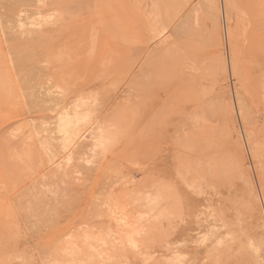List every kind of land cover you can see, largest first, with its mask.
<instances>
[{
	"label": "rangeland",
	"instance_id": "rangeland-1",
	"mask_svg": "<svg viewBox=\"0 0 264 264\" xmlns=\"http://www.w3.org/2000/svg\"><path fill=\"white\" fill-rule=\"evenodd\" d=\"M263 246L264 0H0V264Z\"/></svg>",
	"mask_w": 264,
	"mask_h": 264
},
{
	"label": "bare ground",
	"instance_id": "bare-ground-1",
	"mask_svg": "<svg viewBox=\"0 0 264 264\" xmlns=\"http://www.w3.org/2000/svg\"><path fill=\"white\" fill-rule=\"evenodd\" d=\"M181 2H182V0H180ZM200 1V0H199ZM44 2V1H43ZM74 3L76 2V1H73ZM79 2H81V1H79ZM203 2V1H202ZM69 3V2H68ZM77 3V2H76ZM10 4V3H9ZM72 4V3H71ZM77 4H79V3H77ZM45 5V4H44ZM47 5V4H46ZM69 5V4H68ZM200 6H201V4H199ZM216 5V4H215ZM10 7V6H9ZM11 7H13V6H11ZM15 7V6H14ZM19 7V6H18ZM62 7V6H61ZM73 7V6H72ZM216 9V8H215ZM228 9V8H227ZM78 10V9H77ZM204 10V9H203ZM23 11V10H22ZM82 11V10H81ZM214 11V10H213ZM9 12H12V11H9ZM27 13V12H26ZM34 13V12H33ZM46 13V12H45ZM204 13V12H203ZM32 14V13H31ZM206 14V13H205ZM32 16V15H31ZM211 16V15H210ZM191 17V16H190ZM206 17V16H205ZM25 18V17H24ZM65 18H67L66 16H65ZM64 19V18H63ZM206 19V18H205ZM12 20V19H11ZM13 21V20H12ZM185 21V20H184ZM209 22V21H208ZM184 23V22H183ZM3 24V23H2ZM182 24V23H181ZM29 25V24H28ZM183 25V24H182ZM197 31V30H196ZM201 31V30H200ZM199 31V32H200ZM30 32H32V31H30ZM36 32V31H35ZM43 32V31H42ZM176 32V31H175ZM185 32H186V30H185ZM184 32V33H185ZM28 33H29V31H28ZM33 33V32H32ZM39 33V32H38ZM186 33H188V32H186ZM198 33V32H197ZM184 35V34H183ZM194 35V34H193ZM195 36H197V35H195ZM187 37V36H186ZM191 38V37H190ZM190 38H188V39H190ZM29 41V40H28ZM33 41V40H32ZM35 41V40H34ZM28 45H30V44H28ZM40 45V44H39ZM45 46V45H44ZM29 47V46H28ZM28 47H26V48H28ZM37 47H38V45H37ZM27 50V49H26ZM25 51V50H24ZM26 52V51H25ZM29 52V51H28ZM27 52V53H28ZM20 53V52H19ZM32 53V52H31ZM35 54H36V52H35ZM30 55V54H29ZM23 56V55H22ZM21 56V57H22ZM28 56V55H27ZM26 58V57H25ZM29 57H27V59H28ZM32 58V57H31ZM27 59H24V61L25 62H28L27 61ZM21 60H22V58H21ZM37 61V60H36ZM25 62H24V64H25ZM18 66V65H17ZM47 89V88H46ZM30 93V92H29ZM30 95V94H29ZM53 97V96H52ZM51 99V98H50ZM44 100V99H43ZM53 101V100H52ZM107 102V101H106ZM33 103V102H32ZM116 103V102H115ZM33 106V105H32ZM100 106V105H99ZM172 108V107H171ZM229 109V108H228ZM96 111V110H95ZM229 111V110H228ZM191 114V113H190ZM68 124V123H67ZM73 124V123H72ZM71 124V125H72ZM70 127V126H69ZM55 138V137H54ZM57 138V137H56ZM59 146V145H58ZM257 151V150H256ZM82 153V152H81ZM80 157V156H79ZM215 210V209H214ZM218 213V212H217ZM219 214V213H218ZM226 218V217H225ZM217 221V220H216ZM216 225V224H215ZM223 227V226H222ZM215 230V229H214ZM264 247V246H263Z\"/></svg>",
	"mask_w": 264,
	"mask_h": 264
}]
</instances>
